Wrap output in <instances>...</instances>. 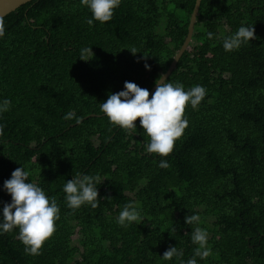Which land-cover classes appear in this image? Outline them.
<instances>
[{"label": "trees", "instance_id": "obj_1", "mask_svg": "<svg viewBox=\"0 0 264 264\" xmlns=\"http://www.w3.org/2000/svg\"><path fill=\"white\" fill-rule=\"evenodd\" d=\"M195 3L121 0L110 22L92 26L81 0H31L3 16L0 103L11 108L0 114V214L11 202L4 181L23 166L28 182L56 197L60 219L41 255L26 254L18 228L0 230V264H180L162 258L172 246L186 264L197 226L211 249L197 264H264V0H202L167 82L207 95L186 108L189 126L168 168L146 152L139 119L128 134L100 110L125 81L151 90L185 41ZM241 26L257 38L225 51L223 38ZM91 47L94 57L79 59ZM77 173L99 175L97 208L67 206L63 186ZM130 202L144 220L123 227L117 219ZM188 215L199 225L186 224Z\"/></svg>", "mask_w": 264, "mask_h": 264}, {"label": "clouds", "instance_id": "obj_2", "mask_svg": "<svg viewBox=\"0 0 264 264\" xmlns=\"http://www.w3.org/2000/svg\"><path fill=\"white\" fill-rule=\"evenodd\" d=\"M81 4L87 6L92 13V19H87V24L92 26L95 21L101 24L110 22L121 0H81ZM6 35V25L3 17H0V38ZM208 39H213L214 33H207ZM256 32L254 26H241L231 36L223 38L225 51L238 50L243 44L255 40ZM135 55L137 50L130 49ZM90 54L94 57L91 48L81 50L79 59L89 61ZM144 54L143 59H147ZM146 69L151 66L145 63ZM162 73L156 80L154 93L140 87L138 84L125 81L124 89L111 93L108 99L101 103L100 110L109 119L113 126L121 127L128 134H133L137 128V120L149 137L145 148L148 154H157L165 159L160 161L159 167L168 168L167 157L174 151L176 142L180 140L189 126L185 117L186 108L190 105L197 109L207 95L203 86L197 85L185 91L184 85L180 82L170 83ZM151 95V98H150ZM11 101L8 99L0 103V114L9 111ZM72 113L65 118H71ZM3 125H0V136L3 135ZM31 173L24 167L15 169L11 178L4 181L3 187L11 195V202L4 203L2 214H0V230L9 233L19 229V238L25 246V252L29 255H41L46 241L50 240L57 231L56 221L60 219V208L56 197H49L44 189L37 183L28 182ZM99 175H81L77 173L72 179H68L63 186L67 206L73 211L84 205L92 208L99 206L100 193L98 184H101ZM111 198V197H108ZM144 218L134 202L124 205L119 213L117 223L127 227L133 222L140 224ZM188 225H199L198 215H188L185 218ZM208 233L205 229L197 226L192 232V242L198 247L194 250L195 255L186 264H197L195 257L207 259L211 254L208 247ZM173 257L180 260L183 252L175 246L169 247L163 253L164 260H172Z\"/></svg>", "mask_w": 264, "mask_h": 264}, {"label": "water", "instance_id": "obj_3", "mask_svg": "<svg viewBox=\"0 0 264 264\" xmlns=\"http://www.w3.org/2000/svg\"><path fill=\"white\" fill-rule=\"evenodd\" d=\"M29 1H31V0H0V17L7 15L8 13L16 10L18 7H20L21 5H23ZM201 2H202V0H196L193 12H192L191 17H190V22H189V26H188V34L185 38V41L181 45L179 51L175 54L169 68L164 73L166 78H168L172 74V72L176 68L180 58L182 57L185 50L187 49V47L189 46V44L191 43V41L193 39V35H194V31H195V24H196L197 19H198ZM156 87H157V85L155 83V85L149 91L150 94L155 92ZM91 115H96V114H91Z\"/></svg>", "mask_w": 264, "mask_h": 264}]
</instances>
